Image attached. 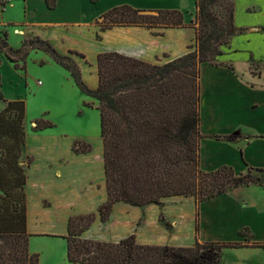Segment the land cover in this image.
Segmentation results:
<instances>
[{
	"label": "trees",
	"instance_id": "obj_1",
	"mask_svg": "<svg viewBox=\"0 0 264 264\" xmlns=\"http://www.w3.org/2000/svg\"><path fill=\"white\" fill-rule=\"evenodd\" d=\"M45 1L49 9H55L57 0ZM195 10L192 51L164 64L117 51L102 52L96 61L95 89L83 81L76 60L58 52L49 41L37 37L23 43L25 50L29 46L47 53L82 92L98 102L107 200L98 208V214L69 219L67 235L61 237L67 243L69 264H221L227 249L264 248L260 243L198 240L190 247L145 245L134 234L118 242L83 238L98 217L102 223L108 222L118 203L143 207L162 205L171 198L193 197L199 206L236 188L259 184L247 174L237 175L231 167L206 172L200 166V140L204 138L200 131V66L214 63L245 29L236 27L235 0H195ZM93 25L102 33L126 26L164 30L187 26L180 10H145L130 5L108 10ZM7 38L6 32L0 37V52L16 70L25 71L27 54L19 57L23 49L10 47ZM97 38H101L99 33ZM3 100L7 105L0 113V264H41L40 256L29 247L27 175L21 165L26 143V102ZM39 122L35 132L55 126L49 121ZM81 144L74 143L75 154L91 151L89 144H82L84 149H80ZM251 171L264 173L263 169L249 168ZM240 235L252 239L248 229Z\"/></svg>",
	"mask_w": 264,
	"mask_h": 264
},
{
	"label": "crops",
	"instance_id": "obj_2",
	"mask_svg": "<svg viewBox=\"0 0 264 264\" xmlns=\"http://www.w3.org/2000/svg\"><path fill=\"white\" fill-rule=\"evenodd\" d=\"M13 1L15 0H12L10 4ZM22 1L27 9L26 21L8 25L21 26L23 29H16V31L20 30L24 36L31 35L28 39L38 37L49 41L58 52L65 51L63 39L70 37L67 36L68 33L70 35L92 28L91 26L97 18L116 6L130 5L145 10L176 9L182 12L195 10L194 3L192 8L187 5L189 0H111L110 6L102 10L99 6L105 0H100L98 3H92L90 0H57L55 9H49L45 0ZM244 2L245 5L244 8H241V12L251 19V25L247 27L239 23L238 9L241 7L239 3ZM235 3L236 27L245 29V31L232 39L230 47L225 48L224 54L219 56L216 62L204 63L200 66V131L204 138L200 140L199 154L200 166L204 171L212 172L227 166L233 168L236 174L240 175L247 173L249 168L264 170V48L260 53L256 50L251 51L254 49L251 42L255 33L261 32L260 36L264 42V21H262L264 19V0H235ZM7 6L3 8L4 11ZM41 31H45L47 34H42ZM89 32L95 39V33L92 30ZM113 32L122 34V38L119 39L126 47L124 48L126 52H117L149 63L156 62L157 58L163 54L170 56V60H166L164 63L187 54L188 47L192 45L196 37L195 31L192 29H167L162 35L156 36L143 27H128L107 31L105 43L111 41ZM75 48L86 54L78 47L75 46ZM105 48L94 54V57L91 58L93 62L100 53L109 51ZM42 63L44 64V62ZM4 68L15 78L20 77L4 53L0 52V80L3 79ZM82 72L84 71L82 70ZM20 78L22 79V77ZM13 100L9 99V101ZM30 135L35 134L27 130L25 146ZM227 136H231L233 139L224 138ZM72 145L68 152H63L60 146L55 148L54 144L50 143H43L39 147V151L45 156L46 166L48 165L49 169L55 165L57 167L51 171L52 180L50 181L54 183L53 187L57 188V196L55 199L49 195L40 198L41 212L39 215L45 219L56 214L57 218H60L62 230L49 233L38 231L36 229L37 222L41 219L38 215L31 213L28 202V233L32 236L30 246L34 238H61L67 235L68 221L72 216L97 211L107 199L104 158H101L98 163L89 154L77 155L73 152ZM22 156L24 162L31 156L29 158L31 161L26 168L27 173V169H31L35 164L36 158L32 153L25 155L24 150ZM98 164H100L101 171L100 189L96 187L97 183H94L96 180L94 173ZM42 180L43 177L40 176L31 184V179L27 176V185L37 189L45 188ZM63 183L67 184V193L69 189L81 184L86 197V207L83 209L96 208L83 212L73 210L76 201L66 200L65 195H60L63 193L61 191L63 188H60L59 185ZM44 200H48L51 207L45 208L42 203ZM177 200V203L164 205L162 208L158 205L137 207L140 208L141 213H145V216L143 215L146 217L145 219L151 220L160 213H164L168 220L173 224L175 222L171 235H180V233L190 235L191 244L182 245L176 243L178 240L174 241L171 238V241L176 244L169 246L190 247L196 240L202 243L264 244V184L236 188L224 195L211 198L199 206L191 197ZM56 202L60 209L70 212L62 214L61 218L59 216L61 212L56 211ZM124 205L126 204H116V214L117 211L124 209ZM197 224L199 226L198 234L196 233ZM245 229L249 230V234L252 236L251 240L240 235V232ZM90 230L84 233L83 238L89 239ZM226 253L232 257V261L227 264H264V248L248 246L227 249L224 251V255Z\"/></svg>",
	"mask_w": 264,
	"mask_h": 264
},
{
	"label": "rangeland",
	"instance_id": "obj_3",
	"mask_svg": "<svg viewBox=\"0 0 264 264\" xmlns=\"http://www.w3.org/2000/svg\"><path fill=\"white\" fill-rule=\"evenodd\" d=\"M11 1L12 0H10L9 2L7 1L8 4H10ZM1 2L3 3L5 1L1 0ZM111 2V0L103 1L99 6L100 9L102 10L110 6ZM193 3L195 4V0H189L187 2V5L192 8ZM2 5L3 4L0 3V37H2L6 32L8 35L7 41L9 46L17 50L23 49L24 52L19 55V57H22L24 54L27 55L26 70H17L22 79L20 77L15 78L5 68L2 71L3 79L0 80V113L5 109L7 105L3 99L15 100L17 98H20V100H25V132L27 135V130H29L30 133L35 135H30V137L28 138V143L23 147V150L25 151V155L32 153L36 158V162L31 167V169H27L26 175L31 179V184L32 181H36L40 176L43 177L42 181L43 184H45V188L42 187L38 189L32 188V186L30 185H26L25 191L28 196V202L30 203L31 213L33 215H38L39 219H41L37 222L36 229L43 233L59 231L60 229L62 230V225L60 226V218L58 219L56 214L50 215L45 219H42L43 216L39 215V213L41 212L40 198L42 196L49 195L55 199L57 196V188L53 187V182H50L52 180L51 171L55 170L57 167L55 165L53 168L49 169L48 165L46 166L45 156L39 151V147L43 143H50L52 145L54 144L55 148L60 146L61 151L68 152L71 149V144L74 145L75 142H81L82 144L86 145L89 144L91 146V151L85 154L93 156L94 161L100 163V159H103V143L101 139V125L98 102L88 94L82 92L80 88L75 84L70 74L65 69L57 65L47 53L41 50L33 49L29 46L26 48V50L22 48L24 41H31L32 38L28 39L31 35L27 34L26 36H24L23 32L17 30L23 33V35H20L16 32V29H23L21 26L8 24H18L20 22L26 21L27 9L24 2L22 0H15L7 6V9L5 11L1 7ZM239 5L241 6L238 9L239 23L244 25V27L250 26L251 19L244 16L241 12V8H244L245 2L239 3ZM195 12L196 10L191 12H183L185 15V22L187 26L180 29H192L193 31H195L193 28H191V25L195 20ZM151 14L156 15L157 13ZM262 21H264V19ZM91 27L92 28L84 29L83 31H80L78 33H72L70 35L68 33L67 36L70 37H66L67 39H63L65 51H60V53L73 57L78 65H81V72L82 70L84 71L82 72L83 81L89 88L95 89L98 84L96 63L97 58L94 62L91 58L94 57L95 53L101 51L105 47V50L123 52H126L124 50V48L126 47H124L122 41L119 39L122 38V34L113 32L114 34H111V41H107L105 43L104 40L106 38L107 31L102 33L95 25H92ZM128 27L131 26L115 28ZM143 28L147 29L153 35L158 34L156 36H159L160 33L165 31L162 27H154L151 29L147 27ZM88 30H92L95 33L96 40L91 37V32H89ZM41 32L42 34H47L45 31ZM98 33L101 37L100 39L97 38ZM260 35H262L261 32L255 33L252 38L251 45L254 49L250 50L253 52L256 50L260 53L264 48V42L261 39ZM194 43L195 39L192 45H194ZM106 44L108 45L105 46ZM192 45L188 47V52L193 50L190 49ZM75 46L80 50L85 51L86 54L77 50ZM169 57L170 56L168 54H163L162 56H159L157 58L156 62L152 61L151 63L164 64V61L170 60ZM258 60L261 61V59ZM216 61L217 59L214 60V62ZM42 62H44V64ZM19 65L22 66L23 62L19 61ZM12 66L15 69L14 63H12ZM39 120L49 121L55 126L51 129H46L41 132H35L34 128L37 126L36 123H40ZM82 144L79 146L80 149H84V146H82ZM30 157L31 156H29L25 162L21 160V165L25 169V172L29 162L31 161V159H29ZM100 173V164H98L94 173L96 178L94 183H97L96 187L98 189L101 188V182L99 180ZM245 174H247L250 179L257 181L259 184H264V173L251 171ZM59 186L60 188H63V190L61 189L63 193L60 195H65L66 200L72 199L71 201H76V205L73 210L76 209L77 211L83 212L96 208L92 207V209H83L84 207H86V197L84 188H81V184H77L76 186H74L73 189H71L72 191L69 189L68 193L66 183L60 184ZM72 194H74V196H71ZM180 198L183 197L167 199L162 205L158 206L162 208V206L170 205L178 201L177 199ZM42 203L45 208L51 207V204L48 200H44ZM115 206L108 222L102 223L99 217L97 218V224L91 227L92 229L88 234L89 239L102 242H118L121 239L134 234L136 235L137 241L142 244H191L190 235H188L187 233H180V235H171L174 231L173 229L175 222L173 224L170 220H168L164 213H160L157 217L150 220L145 219V213H141L139 210L140 208L126 204L123 206L124 209L117 211L116 214ZM56 207V211L61 212L59 214L61 218L62 214L64 215L70 212L69 210L64 211L60 209L57 202ZM92 213L98 214V210L93 211ZM31 237L32 236H30L29 238L30 251L40 256L41 264H69L66 257V240H63L61 238L47 237L34 238L30 246ZM171 238L174 239V241H178L174 243L173 241H171ZM231 261L232 257L230 256V254L226 253V255H224L223 252V259L221 264H227Z\"/></svg>",
	"mask_w": 264,
	"mask_h": 264
},
{
	"label": "built area",
	"instance_id": "obj_4",
	"mask_svg": "<svg viewBox=\"0 0 264 264\" xmlns=\"http://www.w3.org/2000/svg\"><path fill=\"white\" fill-rule=\"evenodd\" d=\"M3 1H5V2H1V0H0V3L1 4H8V2L10 1V0H3ZM8 1V2H7ZM17 33H19L20 35H23V33H21L20 31H16Z\"/></svg>",
	"mask_w": 264,
	"mask_h": 264
}]
</instances>
